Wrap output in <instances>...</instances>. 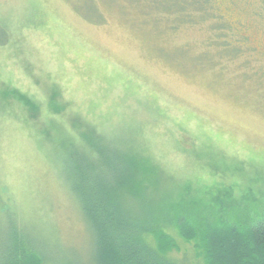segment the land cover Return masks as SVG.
Returning a JSON list of instances; mask_svg holds the SVG:
<instances>
[{
	"label": "rangeland",
	"instance_id": "374dc122",
	"mask_svg": "<svg viewBox=\"0 0 264 264\" xmlns=\"http://www.w3.org/2000/svg\"><path fill=\"white\" fill-rule=\"evenodd\" d=\"M142 1L0 0V86L36 105L0 97V264L14 245L34 243L46 264H91L68 178L90 171L82 156L101 165L79 131L117 146L143 130L175 183L221 182L243 207L259 196L262 209L264 2L214 0L231 26L230 49L243 50L223 57L215 22L172 30V17L156 12L152 22ZM171 235V261L202 264L192 243Z\"/></svg>",
	"mask_w": 264,
	"mask_h": 264
},
{
	"label": "trees",
	"instance_id": "16d2710c",
	"mask_svg": "<svg viewBox=\"0 0 264 264\" xmlns=\"http://www.w3.org/2000/svg\"><path fill=\"white\" fill-rule=\"evenodd\" d=\"M146 1L145 6L143 1L140 4L152 22L159 20L156 12L172 17L167 22L172 30L186 23L215 22V29L221 33L217 40L225 52L223 57L243 52L230 49L225 30L231 26L222 19L214 0ZM0 94L1 98L14 96L36 108L15 89L0 86ZM50 103L53 110L61 108L54 99ZM78 133L96 151L101 165L97 168L95 161L82 156L90 171L82 167L68 178L91 234V264H175L166 256L177 247L171 232L193 244L202 264H264V205L259 208V196L255 199L258 204L250 209L242 206L243 196L234 195L231 185L216 180L205 188L202 183L192 186V180L175 183L174 174L166 173L147 152L143 130L129 142L120 139L118 147L101 134L96 137L100 142L96 139L93 143L90 136ZM220 165L209 163L213 171ZM164 174L173 180L171 184L161 183ZM47 257L40 244H16L3 264H46Z\"/></svg>",
	"mask_w": 264,
	"mask_h": 264
}]
</instances>
